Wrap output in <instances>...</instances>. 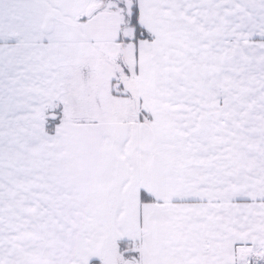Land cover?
Segmentation results:
<instances>
[{
	"label": "snow or ice",
	"instance_id": "6c2138e0",
	"mask_svg": "<svg viewBox=\"0 0 264 264\" xmlns=\"http://www.w3.org/2000/svg\"><path fill=\"white\" fill-rule=\"evenodd\" d=\"M0 264H264V0H0Z\"/></svg>",
	"mask_w": 264,
	"mask_h": 264
}]
</instances>
